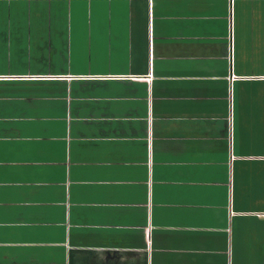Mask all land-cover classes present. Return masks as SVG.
I'll return each instance as SVG.
<instances>
[{
  "label": "crops",
  "instance_id": "obj_1",
  "mask_svg": "<svg viewBox=\"0 0 264 264\" xmlns=\"http://www.w3.org/2000/svg\"><path fill=\"white\" fill-rule=\"evenodd\" d=\"M0 264H264V0H0Z\"/></svg>",
  "mask_w": 264,
  "mask_h": 264
}]
</instances>
